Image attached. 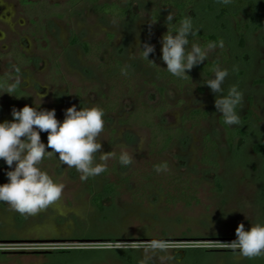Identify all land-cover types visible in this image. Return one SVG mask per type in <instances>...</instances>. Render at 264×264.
Masks as SVG:
<instances>
[{
	"label": "rangeland",
	"instance_id": "obj_1",
	"mask_svg": "<svg viewBox=\"0 0 264 264\" xmlns=\"http://www.w3.org/2000/svg\"><path fill=\"white\" fill-rule=\"evenodd\" d=\"M32 1L36 4L26 6L19 0H0V74L8 83L0 90V123L13 120V108L35 107L39 96V108L54 109L60 122L73 105L79 110L111 103L116 110L103 117L97 161L102 153L114 155L105 172L87 180H81L74 167L62 165L58 154L46 155L40 168L64 185L62 196L36 215H21L9 204L0 206V264H264V256L244 258L224 244L236 239L240 223L245 230L264 225V155L254 150L264 144L260 11L239 12L237 20L232 16L219 20L222 3L198 0L190 15L193 28L225 37L230 48L229 61L218 65L229 71L223 95L235 85L243 92V105L237 108L241 125L228 126L247 133L230 145L224 118L215 108L216 94L205 84L214 74L205 76L196 65L193 80L182 89L159 75L167 67L162 60L164 27L152 19L153 11L161 10L160 0H134L125 21L97 14L91 4L74 9L69 0ZM98 2L126 4L125 0ZM85 42L110 43L133 74L131 86L108 83L85 56ZM145 43L155 48L149 56L156 67L145 62ZM218 60L222 61V54L215 48L204 63ZM10 87L14 88L11 95L6 93ZM152 110L156 124L184 130L158 161L167 164L166 173L177 172L190 180L198 204L171 203L164 191L140 182L142 173L154 170L156 161L150 154L152 131L136 115ZM194 110H206L209 117L196 128L183 125V117ZM206 135L218 146L212 156L217 169L201 164ZM40 137L47 145L48 133L40 132ZM122 149L133 156L128 167L119 163ZM14 167L0 162L1 183L9 182L7 172ZM111 183L118 184V191L105 195L104 188ZM99 195H103L102 206L94 203ZM152 240L165 241L169 247L146 250Z\"/></svg>",
	"mask_w": 264,
	"mask_h": 264
},
{
	"label": "clouds",
	"instance_id": "obj_2",
	"mask_svg": "<svg viewBox=\"0 0 264 264\" xmlns=\"http://www.w3.org/2000/svg\"><path fill=\"white\" fill-rule=\"evenodd\" d=\"M222 4H230L232 0H218ZM172 13L166 17L167 27L173 21ZM198 31V30H197ZM193 30L191 18L186 17L172 34L169 29L162 37V60L166 69L173 76L183 78L186 72L194 66L208 59L209 52L216 48L209 43L206 49L198 44H192L189 50V36L197 35ZM223 47V42L220 43ZM144 57L148 58L155 51L151 44L142 47ZM18 70V69H17ZM126 74V73H125ZM229 75L228 69L217 66L214 69V79L205 84L216 94L215 108L227 125H241L237 108L243 105V92L237 86L229 88L227 95H223L222 87ZM188 76V75H187ZM14 88H8L10 94ZM11 95V94H10ZM39 102L34 106L25 105L22 109H12V121L0 123V159L4 160L10 169L7 172L8 183L0 185V202L10 205L11 209L21 215H36L46 210L62 196L64 185L57 183L40 165L45 156L58 154L62 165L75 168L81 173V180L95 177L107 170V161L114 153L102 151L99 142L105 128L104 111L96 106L80 108L73 105L65 111L63 122L56 119L55 110H41ZM40 132H47V145L41 142ZM50 148L52 151H47ZM133 162V156L122 149L119 156L121 167H128ZM156 172L166 171V166H154ZM236 239L226 244L239 255L253 259L264 256V225L259 223L245 230L240 223L235 230ZM168 243L152 240L146 244V250H166Z\"/></svg>",
	"mask_w": 264,
	"mask_h": 264
},
{
	"label": "trees",
	"instance_id": "obj_3",
	"mask_svg": "<svg viewBox=\"0 0 264 264\" xmlns=\"http://www.w3.org/2000/svg\"><path fill=\"white\" fill-rule=\"evenodd\" d=\"M22 3L26 6H31L29 0H21ZM126 4L124 6L119 5L118 3H105L99 4L98 0H69V4L72 8H77L78 6L91 4L94 11L97 14L110 17L117 21H125L127 20L131 14L133 9L134 0H125ZM213 0H210L212 2ZM199 2L198 0H160L161 10H154L152 13V19L157 24L164 27V34L167 33L168 29L172 34H175L176 29L180 26V22L189 17L194 9L197 8ZM172 12L173 21L171 24H166V17L168 14L165 13ZM248 12L250 14H255L257 11H260V16L264 19V0H232L230 4H223L219 8L218 19L222 20L227 16H232L235 20L238 19L239 12ZM237 29L240 31L239 21H237ZM194 31L198 29L193 28ZM112 39V36H109ZM189 41L193 44H198L202 49H206L209 43H214L216 45V49L222 54V61H214L207 63H200L198 65V71L204 74L205 76H212L214 74V69L221 64V62H228L229 55V46L227 43V39L223 36L216 34H206L201 30L197 31V35L189 36ZM223 42V47H220V43ZM241 42H244V35H241ZM72 44H78V39L74 36L72 40ZM82 48L85 56L91 60L93 63L97 65V68L102 71L103 76L106 81L113 85L120 86H128L130 87L131 79L133 78V74L129 70V68L123 63L117 55H115L114 51L111 49V44L107 43V45L103 42H85L82 44ZM146 63H151L152 66H155L150 60V56L148 58L144 57ZM156 67V66H155ZM126 73V74H125ZM186 76L183 78L173 76L166 69H160L159 75L162 79L166 80L169 84H174L179 89L184 88L187 84L191 83L194 78V72L191 69L186 72ZM8 86L6 79L4 76L0 74V90L4 87ZM18 86V85H17ZM16 84L14 85L16 93H19L20 90ZM101 108L105 115L107 113L114 112L116 107L111 103H107L106 105H102ZM156 112V111H155ZM153 110L150 114H137L136 118L138 120H143V122L148 126V128L152 131V144H151V156L155 159L156 165L166 166L167 164L162 161H158L160 157L170 149V147L175 143V141L179 140L181 135L184 133L182 128L176 129L175 131L167 130L163 128L159 123H155L151 120V117L155 114ZM161 110L160 113H162ZM104 115V116H105ZM209 117V112L206 110H194L191 113L185 115L183 117V125H191V128L198 127L201 122ZM225 125L227 139L230 145H234L237 140H243L247 137V133L242 129H232L227 124L223 122ZM204 143V152L201 158V164L206 167H211L217 169L219 165L212 159L214 152L217 150L218 146L216 142L212 139L211 136L206 135L203 138ZM254 150L258 154L264 155V144L256 145ZM3 161L0 159V162ZM165 171L156 172L155 170H150V172H143L141 183H151L154 186L158 187L162 191H164L168 197L169 202L178 204L182 203L186 206H192L194 204L199 203V199L197 197L196 192L190 186V180L188 178L183 177L181 174L177 172H171L164 174ZM4 183L0 182V185ZM218 188H221L220 183H218ZM118 191V184L111 183L108 184L104 188L105 195H112ZM175 192V194H172ZM102 197L103 195H99L94 198V203L98 206H102ZM7 203L0 202V206H4Z\"/></svg>",
	"mask_w": 264,
	"mask_h": 264
},
{
	"label": "flooded vegetation",
	"instance_id": "obj_4",
	"mask_svg": "<svg viewBox=\"0 0 264 264\" xmlns=\"http://www.w3.org/2000/svg\"><path fill=\"white\" fill-rule=\"evenodd\" d=\"M31 3H33V5H35L36 3L33 2L32 0H29ZM19 3L23 4L21 0H19ZM24 223H16V225H23Z\"/></svg>",
	"mask_w": 264,
	"mask_h": 264
}]
</instances>
